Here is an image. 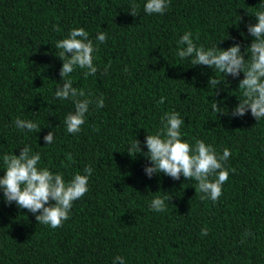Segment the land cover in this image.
<instances>
[{"label":"trees","instance_id":"trees-1","mask_svg":"<svg viewBox=\"0 0 264 264\" xmlns=\"http://www.w3.org/2000/svg\"><path fill=\"white\" fill-rule=\"evenodd\" d=\"M262 2L170 0L164 14L149 15L147 0H0V178L2 157L19 156L25 146L40 153L38 167L66 182L93 169L89 191L57 229L8 205L0 191V264H118L117 256L125 264H264V118L214 112L215 99L229 112L243 99V73L226 82L218 70L177 55L186 32L198 47L224 40L221 49L239 43L243 51L254 40L247 26L258 22ZM78 28L97 48L98 71L85 78L87 69L77 67L66 78L85 91L79 99L93 101L81 131L70 134L65 118L75 104L55 96L63 83L55 45ZM102 32L104 43L97 39ZM213 75L223 82L217 96L208 84ZM173 111L185 119L184 141L203 140L221 155L231 151L224 164L229 179L216 202L201 199L195 180L145 173L152 166L146 136ZM17 118L36 122L40 132L18 129ZM49 131L51 145L44 141ZM136 139L143 154L131 156ZM156 193L168 196L166 211L151 209Z\"/></svg>","mask_w":264,"mask_h":264},{"label":"clouds","instance_id":"clouds-1","mask_svg":"<svg viewBox=\"0 0 264 264\" xmlns=\"http://www.w3.org/2000/svg\"><path fill=\"white\" fill-rule=\"evenodd\" d=\"M169 4L170 0H147L144 11L149 15H162ZM260 6L262 10L255 13L258 22L247 26L248 33L254 40L243 51L239 43L226 50L221 49L218 45L224 40L212 48L198 47L191 38V32H186L179 41V44L183 45L177 52L181 59L192 58L191 62L195 66H207L212 70H218L226 82L229 76L239 78L243 73L244 79L239 82L243 99H239L238 105L231 112L223 106L224 101L215 99L212 103L213 111L220 116L243 117L250 111L257 121L264 118V2ZM136 9L137 5L133 3L130 15L137 16ZM106 35V32L100 33L98 41L104 43ZM55 47L60 50L59 58L63 61L60 70L63 83L56 90L55 96L60 100L71 99L74 102L75 112L66 116L65 125L68 133L78 134L85 124L89 105L93 101L79 99L85 97V91L74 87L71 79L66 78L77 67L87 69L84 73L85 78L94 76L98 71L93 62L97 48L84 28L73 29L68 37L58 41ZM208 84L209 87L215 88L216 96L219 95L223 82L213 75L209 78ZM159 103H164L163 97ZM96 104L97 107L103 108L105 106L103 97H100ZM14 123L18 129L40 132L36 122L17 118ZM161 124L163 127L158 132L146 136L144 147L148 152L145 155L152 165L145 168L146 175L152 178L154 174H163L177 181L181 176L187 180H195L196 193L205 194L201 199L218 201L222 195V186L229 179V170L224 164L230 158L231 151L225 148L221 155L213 145L206 144L203 140H197L195 146L184 141L181 128L185 125V119L181 118L178 112L165 114ZM54 136L55 133L49 131L44 137L45 143L53 144ZM127 152L131 156L133 153L143 154L141 141L136 139L132 142ZM2 159L6 166V175L0 178V191L3 192L4 201L8 205L15 202L19 208L27 209L35 215L39 224L50 226L52 229L62 227L63 223L69 220L73 203L89 191V178L93 172L91 165L85 167V174L77 173L66 182L62 174H54L48 168L38 167L41 155L39 152L33 153L30 146L22 148L19 156L5 154ZM213 176L216 179H210ZM167 201V195L162 197L157 194L152 199L150 207L155 212L166 211ZM208 233L209 230L205 227L201 235L206 236ZM248 235H251L250 231L245 232V236ZM115 260L118 264H125L120 256Z\"/></svg>","mask_w":264,"mask_h":264}]
</instances>
